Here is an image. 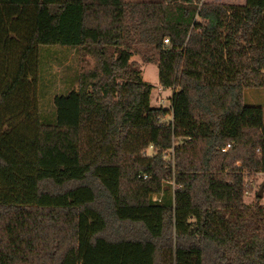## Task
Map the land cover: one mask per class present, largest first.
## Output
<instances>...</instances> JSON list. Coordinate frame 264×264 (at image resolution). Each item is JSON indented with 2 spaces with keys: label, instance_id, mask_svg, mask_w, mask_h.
Instances as JSON below:
<instances>
[{
  "label": "trees",
  "instance_id": "trees-1",
  "mask_svg": "<svg viewBox=\"0 0 264 264\" xmlns=\"http://www.w3.org/2000/svg\"><path fill=\"white\" fill-rule=\"evenodd\" d=\"M55 45L93 65L43 108ZM141 52L171 108L151 105ZM248 88L264 0H0V264H264Z\"/></svg>",
  "mask_w": 264,
  "mask_h": 264
},
{
  "label": "rangeland",
  "instance_id": "rangeland-1",
  "mask_svg": "<svg viewBox=\"0 0 264 264\" xmlns=\"http://www.w3.org/2000/svg\"><path fill=\"white\" fill-rule=\"evenodd\" d=\"M136 1V0H126ZM216 1L220 3L244 4L246 0H203ZM41 55V74L39 81V89L42 93L41 105L47 104L49 99H53L56 94L67 93L72 86V80L76 74L83 68L87 67L90 61V66L93 65L92 59L87 63L81 62L76 50H67L61 45L49 46ZM68 55V56H67ZM132 60L137 61L141 65L144 79L153 84L151 93V105L153 107H172V97L174 89H165L162 87L159 80V68L156 59L147 61L144 53H136ZM77 87V85H75ZM245 100L248 104L261 105L264 108V88H248L245 90ZM44 108V107H43ZM153 148H149L147 154H152ZM168 157H170L168 155ZM255 178L249 181L250 188L245 195L247 203H254L259 200L264 206V191L263 196L259 197L258 193L264 186V173L253 172Z\"/></svg>",
  "mask_w": 264,
  "mask_h": 264
},
{
  "label": "water",
  "instance_id": "water-1",
  "mask_svg": "<svg viewBox=\"0 0 264 264\" xmlns=\"http://www.w3.org/2000/svg\"><path fill=\"white\" fill-rule=\"evenodd\" d=\"M263 191H264V186L261 187L259 193H258V196L259 197H262L263 196Z\"/></svg>",
  "mask_w": 264,
  "mask_h": 264
},
{
  "label": "built area",
  "instance_id": "built-area-1",
  "mask_svg": "<svg viewBox=\"0 0 264 264\" xmlns=\"http://www.w3.org/2000/svg\"><path fill=\"white\" fill-rule=\"evenodd\" d=\"M166 42L168 43V39H166ZM230 146V144L228 145ZM227 148H224L223 150H226ZM238 165H241V163L239 162Z\"/></svg>",
  "mask_w": 264,
  "mask_h": 264
}]
</instances>
